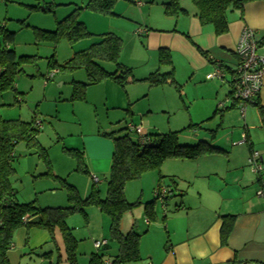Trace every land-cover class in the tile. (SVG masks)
<instances>
[{
  "label": "crops",
  "instance_id": "1",
  "mask_svg": "<svg viewBox=\"0 0 264 264\" xmlns=\"http://www.w3.org/2000/svg\"><path fill=\"white\" fill-rule=\"evenodd\" d=\"M166 2L168 0L134 2L139 7H143V3L149 6L143 7L149 15L144 22L146 33H136L137 37L133 38L136 45L131 46L128 54L124 44L120 63L126 67L130 66L129 68L141 67L137 78L134 76L137 80H145L157 71L172 72L176 91L167 87L173 86L169 80L164 85L150 87L148 92L143 90L142 94H148L138 96L131 87H121L111 80H106L89 86L84 101H70L75 104L89 102L95 109L104 107L107 112H113L114 121H129L127 125L132 123L148 134L179 132V142L183 145L206 142L222 150L221 153L196 160H168L162 165L160 172L142 177L152 185L153 199L149 201L154 200L160 176L165 179L161 184H169L172 178L177 183V190L176 196L165 206L160 201L156 203L159 216L157 222H149L146 218L144 197L141 199L140 208L124 216L122 232L134 230L141 235V260L131 264H264V198L257 194L264 186V78L256 99L258 103L248 107L244 118L231 96L233 73L239 65L235 50L244 29L249 28L256 32L261 43L259 54L264 56V1L247 4L243 12L231 11L228 15L229 31L222 36H217L211 27H203L200 24L196 17V8L188 0L181 2V7L187 14L176 17L165 15ZM152 14L154 17H150ZM96 42L93 41L92 44ZM137 46L143 48V51L138 50ZM89 47L83 45L75 53ZM161 49L170 52L172 67L159 66L158 55ZM104 64L110 63H102L103 67ZM217 69L222 70L224 78L211 77ZM114 70L115 65L107 71ZM67 78H64L65 82L62 81L60 86L65 83L72 86L75 81L87 82L80 81L79 75L71 81ZM155 91H160L163 95L162 103L157 109L168 115L169 119L166 124L165 121L152 123L145 117L142 122L149 127L147 130L143 128L142 122L138 123L134 118L137 113L144 114L145 111L136 109L134 105ZM152 107L149 102L146 108L149 115L154 111ZM260 107L263 108V115L260 114ZM109 119L110 114H107L108 130L99 131L108 139L110 138L107 135L122 129L115 131L114 124ZM132 134L137 139L136 134ZM65 148L68 152L82 153L83 166L87 174L92 176V181H88L84 186L79 184V187L76 182L66 181L82 191V199H86L95 186L93 176L100 177V182L107 185V177L113 164L114 144L112 152L104 151L97 156L89 154L87 139L84 136L78 141L66 143ZM253 151H257L262 158L263 170L260 174L254 173L248 164ZM96 187L100 189L99 186ZM141 191L142 194L145 193L143 187ZM101 193L100 191L102 196ZM224 216H235L226 246H222L220 240ZM163 217L165 221H162ZM36 230L45 231L29 230L26 227L16 231L13 246L8 254L10 264H20L19 257L28 254H25V250L27 245H32V237L37 236L36 233L32 235ZM27 235L29 240L24 244L22 242V246L21 239ZM54 238L59 257L56 259L51 250L44 255L48 254L46 257L50 264H58V261L59 264H65L66 253L59 231H55ZM43 239L46 241L47 235H43ZM101 239L107 240L106 237ZM45 243L51 242L48 240ZM111 247L109 242L107 249L94 248L87 264H90L92 255L95 254H103L105 260H111ZM16 258L18 262L15 261Z\"/></svg>",
  "mask_w": 264,
  "mask_h": 264
},
{
  "label": "trees",
  "instance_id": "2",
  "mask_svg": "<svg viewBox=\"0 0 264 264\" xmlns=\"http://www.w3.org/2000/svg\"><path fill=\"white\" fill-rule=\"evenodd\" d=\"M119 0H89L85 7H78L64 20L58 22L54 31L38 30V41L59 42L62 38L71 44L93 36L88 32L85 24L78 21V14L82 10H88L105 16L116 15L114 7ZM183 0H168L164 4L165 15L176 17L186 15L187 12L181 7ZM264 0H191L196 8V17L203 27H211L217 36H222L229 31L228 15L231 11L243 12L247 4ZM15 41V33L9 32L4 25L0 24V95L16 91V82L23 72L25 64H34L33 56H18L11 44ZM123 50L122 39L113 33L100 35V39L89 48L76 52L63 64L56 61L53 55L49 62V72L57 70L58 73H73L84 70L87 82H73L72 96L70 100L84 101L86 90L89 86L111 80L115 84L124 87L137 82L133 70L120 63ZM203 55L207 56L204 52ZM160 67H172L171 54L168 50H159ZM102 63L115 65L114 72H108ZM235 72V71H234ZM234 74V73H233ZM171 80L173 73H160L159 71L149 75L145 80L150 87H158ZM177 87V86H176ZM233 94V93H231ZM232 96V95H231ZM19 103L22 101L17 99ZM258 103V102H257ZM256 103V104H257ZM260 114L263 115V108ZM264 128V119L262 121ZM40 127L36 120L24 122L21 120H4L0 117V264H10L9 251L13 246L15 232L21 228L46 230L51 234L52 242L58 249L54 233L59 231L63 240L66 261L69 264H77L78 241L73 235V230L68 226L67 220L75 214H81L87 219L86 209L94 206L109 218V233L112 242L118 245L116 255H111V264H131L141 260L140 241L141 235L131 230L122 232V221L126 214L139 208L142 203H130L125 194L126 185L129 182L140 179L149 172H160L162 165L168 160H196L200 157L221 153L222 150L211 146L206 142L183 145L179 142V132L166 134L149 133V142L145 145L138 143V138L132 137V132L127 127L116 133L107 135L114 144L112 156V168L107 177V189L105 197H101L97 185L92 188L90 195L82 199L78 190L62 180L63 187L67 191L68 205L61 208H40L36 200L28 203H19L17 191L12 186L11 179L15 174L12 165L16 146L20 142H26L28 147L38 146L37 137ZM41 149V148H39ZM71 156L78 161V172L87 174L83 166L82 153L71 151ZM39 156L48 168L45 175L53 176L48 154L44 149L39 151ZM164 177L160 176L159 186L156 191L166 185L170 189L166 201L176 196L177 183L170 178L169 184H161ZM144 204V214L149 222L158 221L156 203L158 197ZM181 196V195H180ZM26 218V221H24ZM162 221H165L163 217ZM235 216H224L220 232L221 245L226 246L234 226ZM108 244L99 249H107ZM51 253H49L50 255ZM48 255V254H47ZM47 255H44L46 257ZM105 256L102 254L92 255L90 264H104ZM59 264V261H58Z\"/></svg>",
  "mask_w": 264,
  "mask_h": 264
},
{
  "label": "rangeland",
  "instance_id": "3",
  "mask_svg": "<svg viewBox=\"0 0 264 264\" xmlns=\"http://www.w3.org/2000/svg\"><path fill=\"white\" fill-rule=\"evenodd\" d=\"M88 2L89 0H0V24L4 25L9 32L15 33V41L10 45L11 48L18 56H33L35 58L34 64L23 66V72L16 82V91L0 95V117L2 119L24 122L36 120L40 124V133L37 137L38 146L28 147L26 142H20L15 148L12 160L15 174L11 182L17 191L19 203L36 200V204L40 208L66 207L68 204L67 191L63 187L62 180L69 183L76 182L78 187L79 184L84 186L88 181H92L91 175L77 171L78 161L66 150V143L78 141L84 136L87 139L89 154L97 156L104 151L112 152L113 141L99 133V131L108 130L106 129L107 114H110L109 120L113 122L115 131L125 128L129 122L125 123L120 119L119 121L122 122L117 124L119 121H114L115 116L112 111L107 112V109H103L104 107L95 109L89 102L71 103L72 86L66 83L64 86H60V84L62 81L65 82L64 78L68 77L71 81L78 75L81 78L80 81L87 80L84 70L73 73L59 72L51 80H46L47 75L51 72H49V62L53 55L59 64H63L75 54L76 50L82 48L83 45L89 47L93 41H98L99 35L105 33L119 36L123 41V47L125 44L126 54H128L131 46L135 47L134 45H136L133 39L136 33L139 35V30H145L144 22L149 18V15L143 7L149 6L143 3V7H139L134 3L137 0H119L114 7V13L116 12L117 15L105 16L88 10L79 12L78 21L85 24L88 32L93 34L92 37L75 44H71L65 38L57 43L38 41L36 36L38 30L54 31L58 22L71 15L76 8L85 7ZM188 2L192 3L191 0ZM153 15L150 17H154ZM137 49L143 51V48L141 49L139 46ZM104 67L110 70L113 65L104 64ZM141 70V67L133 68V75L137 78ZM126 86V88L131 87L138 96L148 94L147 92L151 90L150 85L143 80ZM167 87L176 91L175 85ZM143 90L147 92L142 94ZM156 91L134 105L136 109L145 111L144 114L134 115L138 123H141L145 117H148L152 123L165 121L166 124L169 119L168 115L157 109L162 103L163 95L162 92ZM17 99L22 102L19 103ZM168 99H170L169 94ZM149 102L154 110L150 115L146 113ZM141 116L143 117L141 118ZM142 123L144 124L143 128L148 130L147 124ZM132 137L135 139L133 134ZM39 148L47 152L53 176L45 175L48 168L39 156L41 150ZM142 177L126 185V197L131 203L141 202L143 197L144 203L153 199L151 182ZM97 186L102 192L101 197L104 198L107 185L100 182ZM142 187L145 190L143 194ZM79 192L80 195L83 194L81 190ZM86 213L88 220L81 214H75L67 220L68 226L73 230V235L78 241L77 264L88 263L89 255L95 248L96 241H102L101 238L104 237L111 240L109 218L94 206L87 208ZM33 233H36L37 236H33L30 240V245L33 242L31 246L27 245L25 254H28L19 257L20 264H50L49 259L44 257V253L49 250L54 252L57 259L59 251L52 242L51 234L46 230H36V232H32V235ZM43 235H47L46 241L49 240L51 243H45ZM21 240V244L22 242L24 244L29 240V235ZM18 241L20 243L19 239ZM35 243L36 245H34ZM110 243L112 245L110 254L114 256L118 252V245L112 241ZM16 244L18 245V242ZM65 264L69 263L66 261Z\"/></svg>",
  "mask_w": 264,
  "mask_h": 264
},
{
  "label": "built area",
  "instance_id": "4",
  "mask_svg": "<svg viewBox=\"0 0 264 264\" xmlns=\"http://www.w3.org/2000/svg\"><path fill=\"white\" fill-rule=\"evenodd\" d=\"M145 33V30H139L140 35H144ZM260 48L261 43L256 32L249 28L244 29L235 50V53L239 58V65L233 75L232 94L236 107L239 109L243 118L245 117L248 107L257 103L256 99L259 96L263 85L264 56L259 54ZM57 73V70L51 71L47 75L46 80H51L57 75ZM211 77L222 79L224 78V73L222 70L217 69ZM36 125L40 127V124L37 122ZM127 128L130 132L136 134L140 145H145L149 142V138L147 137L148 133H145L142 129L137 128L132 123H129ZM248 164L252 171L256 174H260L263 170L262 158L257 151L252 152L251 157L248 160ZM93 181L96 185L100 183V180L96 176H93ZM169 191L170 189L167 188L166 185H162L156 191V195L158 197L157 202L160 201L162 205L165 206L168 202L165 198L170 195ZM257 194L259 197L264 198V186L258 190ZM24 221H26V218H24ZM107 244V240L96 241L95 248L99 250ZM104 264H111V260H105Z\"/></svg>",
  "mask_w": 264,
  "mask_h": 264
}]
</instances>
